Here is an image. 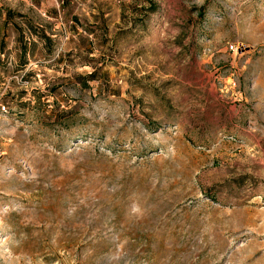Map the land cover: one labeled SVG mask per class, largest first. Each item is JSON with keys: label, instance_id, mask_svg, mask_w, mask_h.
Masks as SVG:
<instances>
[{"label": "rangeland", "instance_id": "rangeland-1", "mask_svg": "<svg viewBox=\"0 0 264 264\" xmlns=\"http://www.w3.org/2000/svg\"><path fill=\"white\" fill-rule=\"evenodd\" d=\"M0 264H264V0H0Z\"/></svg>", "mask_w": 264, "mask_h": 264}]
</instances>
